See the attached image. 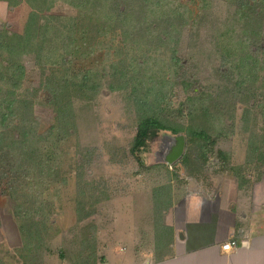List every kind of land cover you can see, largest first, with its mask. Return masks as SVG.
Instances as JSON below:
<instances>
[{
	"label": "rangeland",
	"instance_id": "rangeland-1",
	"mask_svg": "<svg viewBox=\"0 0 264 264\" xmlns=\"http://www.w3.org/2000/svg\"><path fill=\"white\" fill-rule=\"evenodd\" d=\"M34 9L26 0H0V28L22 31ZM53 12L50 59L40 65L38 51L26 50L22 84L14 95L3 92L19 97L29 121L20 126L33 137L55 124L52 88L68 83L59 93L71 100L74 123L58 146L59 165L44 177H26L0 143V264L131 263V247L155 251L156 187L172 183L177 195L212 187L225 167L253 177L263 170L264 0H96L83 8L59 1ZM146 115L178 133L160 130L135 155ZM15 124L10 136L19 133ZM192 131H204L208 147ZM179 134L186 161L175 163L171 182L165 163H151ZM18 206L41 209L20 219L39 221L35 237L20 230Z\"/></svg>",
	"mask_w": 264,
	"mask_h": 264
},
{
	"label": "crops",
	"instance_id": "crops-1",
	"mask_svg": "<svg viewBox=\"0 0 264 264\" xmlns=\"http://www.w3.org/2000/svg\"><path fill=\"white\" fill-rule=\"evenodd\" d=\"M174 165L166 164L171 182ZM224 170L212 187L201 185L199 191L176 195L172 183L165 188L163 225L170 235L159 245L155 236L154 253L131 247L133 261L127 264H264V168L256 177L233 166ZM233 239L238 246L224 251L222 245Z\"/></svg>",
	"mask_w": 264,
	"mask_h": 264
},
{
	"label": "trees",
	"instance_id": "trees-1",
	"mask_svg": "<svg viewBox=\"0 0 264 264\" xmlns=\"http://www.w3.org/2000/svg\"><path fill=\"white\" fill-rule=\"evenodd\" d=\"M59 1H64V4L69 3L73 7L79 8L87 7L96 2V0H26L27 3L35 8V11L30 13L23 30L19 32H11V30L6 28H0V143L4 142L6 144L2 146H7L13 149H10V152L14 156L16 155L18 158L15 165L16 168H20L21 170L25 169L26 177L29 178L31 177L33 171H37L40 177H44L48 170L50 168L52 169V167L57 165L59 162L58 146L61 144L63 137L67 134H65L66 127L74 123L73 118H71L72 116H70V105L72 104L71 100L69 97L66 98L69 100L63 99L59 93L65 89H69L67 85L68 83L61 82L57 85L54 84L52 88V90L56 91L55 94L52 95L55 96V100L53 102L56 104L55 124L48 128V130H46L44 133L39 135L35 134L33 137L32 132L30 133L26 127L22 128V126H20L26 124L28 125L29 121H26L27 113L22 114V112L19 111L20 105L16 104V102L20 103V100L18 99L19 97L15 95L11 100H7L3 91L4 89H8L7 91H12L13 93H11L14 95V92L17 91L22 84L21 82L26 72L20 60L22 55L26 53V50L30 52L38 51L37 58L40 60L37 63L40 65L42 63L41 60L46 61L50 59L49 54L46 52V43L49 41L48 33L54 25V19L56 18V16H54L53 9L59 4ZM113 1L115 3L123 2L126 5L127 0ZM143 1L144 3H147L150 0ZM167 5L170 7V4ZM169 13L170 12H166V14ZM94 87L96 88L97 86H93V88ZM69 95H71V93H69ZM16 118L18 119L19 124L18 127L17 124H15L14 128L15 131L18 129L19 133L14 135V131H11L12 136H10L7 129L9 126L14 125V119ZM139 120L138 131L132 147V152L135 155H138V152L140 153L145 149L148 150L149 143L155 139L160 130L169 129L175 134L178 133L177 129L166 124L163 119L155 115H146ZM190 135L195 138L199 137L201 141H204V143L199 144L201 147L204 144L206 147H208V137L204 131H192ZM185 155L186 153L184 156ZM206 155V152H204L203 156L207 159ZM248 157H250V155H248ZM185 161L186 156L183 157L182 162ZM248 162H250L249 159ZM29 172H31V174H28ZM167 187H169V185H160L154 190V219L156 226V240L158 245L163 244L165 237L170 235V228L163 225V217L165 211L167 210L168 202L161 204L162 200L168 201L169 199V193L167 191L164 192L165 188L168 189ZM90 198H92L91 193ZM93 202L92 200H87L86 204ZM40 210L41 209H38L37 206L33 208H21L20 206L17 207L15 217L19 221L20 230L24 232L25 237L28 236V233L30 234V237H35L38 233H40L38 225L39 221L31 220V225L25 222V225H23L20 219H26L27 217H32L36 214L42 215L43 213ZM81 211L82 210H80V214ZM89 215L90 212H86V215H80L79 218H87Z\"/></svg>",
	"mask_w": 264,
	"mask_h": 264
},
{
	"label": "water",
	"instance_id": "water-1",
	"mask_svg": "<svg viewBox=\"0 0 264 264\" xmlns=\"http://www.w3.org/2000/svg\"><path fill=\"white\" fill-rule=\"evenodd\" d=\"M186 148V138L184 135L179 134L175 136L173 143L168 147L166 155L162 160L154 161L153 164L157 162H163L167 165H174L177 161H179L184 153Z\"/></svg>",
	"mask_w": 264,
	"mask_h": 264
},
{
	"label": "built area",
	"instance_id": "built-area-1",
	"mask_svg": "<svg viewBox=\"0 0 264 264\" xmlns=\"http://www.w3.org/2000/svg\"><path fill=\"white\" fill-rule=\"evenodd\" d=\"M238 246V241L237 240H230L228 242H225L222 245V249L226 252L232 251L234 248Z\"/></svg>",
	"mask_w": 264,
	"mask_h": 264
}]
</instances>
